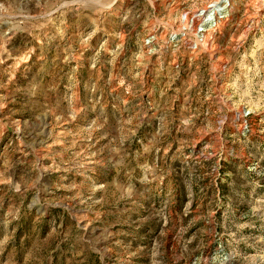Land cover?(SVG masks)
Segmentation results:
<instances>
[{
    "label": "rangeland",
    "instance_id": "rangeland-1",
    "mask_svg": "<svg viewBox=\"0 0 264 264\" xmlns=\"http://www.w3.org/2000/svg\"><path fill=\"white\" fill-rule=\"evenodd\" d=\"M222 1L0 0V264H264V0L176 32Z\"/></svg>",
    "mask_w": 264,
    "mask_h": 264
},
{
    "label": "built area",
    "instance_id": "built-area-1",
    "mask_svg": "<svg viewBox=\"0 0 264 264\" xmlns=\"http://www.w3.org/2000/svg\"><path fill=\"white\" fill-rule=\"evenodd\" d=\"M220 4L221 6L216 10L203 7L192 13L186 12L182 16L183 26L181 31L178 29L179 31L176 32L184 34L182 39H187L191 52L207 49L214 42L221 26L228 20V0H223ZM210 5L211 3L208 6ZM153 38L154 36H150L149 43L153 42Z\"/></svg>",
    "mask_w": 264,
    "mask_h": 264
}]
</instances>
